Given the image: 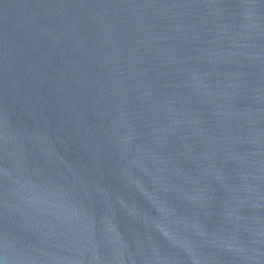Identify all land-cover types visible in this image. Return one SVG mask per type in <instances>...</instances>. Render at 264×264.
<instances>
[{
  "label": "water",
  "instance_id": "1",
  "mask_svg": "<svg viewBox=\"0 0 264 264\" xmlns=\"http://www.w3.org/2000/svg\"><path fill=\"white\" fill-rule=\"evenodd\" d=\"M0 264H264V0H0Z\"/></svg>",
  "mask_w": 264,
  "mask_h": 264
}]
</instances>
